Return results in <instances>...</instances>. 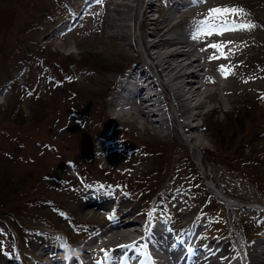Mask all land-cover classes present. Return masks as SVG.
Segmentation results:
<instances>
[{"label":"rangeland","instance_id":"1","mask_svg":"<svg viewBox=\"0 0 264 264\" xmlns=\"http://www.w3.org/2000/svg\"><path fill=\"white\" fill-rule=\"evenodd\" d=\"M69 1L75 2L0 0V227L10 231L8 235L0 234V264H3L6 253L16 252L17 245L21 254L25 252L34 231L48 233L66 229L63 211L84 220L77 205L72 206L69 197L64 195L63 188H56L59 183L54 184L58 174L64 173L66 178L70 174L76 175L78 165L88 169L78 179L90 178L112 188L125 187L122 189L128 190L132 196V206L127 211L140 222L149 219L154 195L165 187L167 176L171 178L174 174L178 175L179 186L191 185L195 205L204 201L207 193L211 195L207 186L209 178L203 176L206 172L230 198L240 200L252 195L263 201L264 181H249L251 177L245 176L241 166L228 168L227 156L235 158L250 153L241 147V142L246 139L239 138L240 132L247 118L245 108L235 109L236 97L224 92L218 94L224 104L222 110L217 108L215 97L206 103L202 110L205 114L191 123L199 127L193 132L198 134L196 141L188 139L191 131L186 132L178 126L174 127L173 135L165 136L163 132L150 128V123L143 117L134 121L138 115L134 112L135 107L130 116L124 118L127 124L112 120L111 102L119 77L132 61L146 62L140 39V8L135 0L98 3L96 8L81 15L75 32L58 40L53 34L58 24L71 15L65 11ZM151 1L154 9L160 11L158 14L155 11L148 13L149 20L157 18L160 21L164 16L172 15L163 0ZM226 4L241 7L244 13L248 12L264 23V0H206L197 6L196 11H188L187 16L198 14L205 17L208 9ZM77 7V2L72 4V8ZM178 19L182 25H174ZM149 20L144 28L147 32L164 25V22L153 25ZM184 20L178 13L166 23L174 25L173 30L179 33L187 28ZM120 33L127 36H116ZM215 41L211 44L217 43ZM129 42L135 46L134 52L124 48L123 44ZM191 47L196 49V54H202L206 46L202 41H194ZM259 51V57L254 60V50L250 52L252 60L248 62L252 61V67L256 64L264 67V44ZM207 87L213 89L214 85ZM191 105H195V101ZM193 111L199 110L194 106ZM96 114L101 119L99 127L102 130L114 123L121 127L124 135L110 133L98 139L102 132L98 133L95 125ZM178 132L185 135L180 136ZM86 140L89 145H82L85 148L80 149L82 147L78 146ZM194 142H200L201 147ZM113 146L119 149L118 157L113 158L110 151ZM224 146H227L225 150ZM93 155L97 158L94 159ZM71 161L75 164L70 165ZM255 167L264 170V164ZM168 194L167 201H172L184 214L181 215L183 220L187 219L192 206L183 200L180 192L171 190ZM162 197L165 193L158 195L157 200ZM214 200L215 197L211 204L220 212L224 225V214L228 212L223 203L216 200L219 206ZM60 203L63 207L58 215L54 208ZM230 215H227L223 232L240 240L244 231L240 218L249 217L235 216L233 212ZM236 218L239 219L237 222ZM91 221L96 226L100 216ZM246 224L251 237L246 239L247 243L256 242L254 223L249 220ZM221 225V222L217 223L216 228L220 229Z\"/></svg>","mask_w":264,"mask_h":264},{"label":"bare ground","instance_id":"2","mask_svg":"<svg viewBox=\"0 0 264 264\" xmlns=\"http://www.w3.org/2000/svg\"><path fill=\"white\" fill-rule=\"evenodd\" d=\"M135 1L140 8L139 12L142 16L141 25L139 27L141 32V47L148 61H146L147 63L143 61L139 65L134 66L129 73L130 77H135L137 79V81L134 80L131 90H128V93L132 96V100L130 99L131 102L136 100L139 105V116L136 114L137 116H135L133 120L137 121L140 117H143L145 121L150 123L151 128L156 127L159 132L162 133L164 131L167 135H173L174 127L178 126L186 132L191 131L192 134H188V139L196 141L198 138L196 135L198 134H193V132L199 127L193 126L191 123L196 118L200 119L201 115L205 114L202 110H204L206 103L210 102L213 100V97H215L218 103L217 108L222 110L224 104L221 97L219 99L218 94L224 92L231 97L234 95L236 97L235 109L242 110L241 107L245 108L244 115L247 118V123L242 127L239 138L242 141L246 139L245 146H247L248 149L249 143H252V145L256 141L262 143L260 150L255 156L246 155L242 157L244 163L255 165L257 160L264 158V105L261 104V102L264 101V67L257 64L252 67V61L250 63L248 61L251 59L250 52L252 50H254L252 56H255L253 60L260 55V46L264 44V23L251 16L248 12H245L244 15L241 16L229 17V19H235L237 22H251L255 27L251 29L245 28L226 31L222 34L214 33L211 36L208 35L210 42L217 39L218 42H215L223 45L220 51L225 53V56L209 60V56L214 54L219 56V52L216 49L206 46L202 54H196V49L191 47L193 39L191 40V34L189 32L181 30L179 33H175L173 30L175 24L169 25L166 23L170 20L168 16H164L160 21H158L157 18L149 20L148 13L154 10L152 1ZM172 6L174 10H176L177 6H181V4L173 3ZM225 6L230 5L226 4ZM173 8L170 10V13L173 12ZM148 20L150 21L149 23L153 25H156L157 22H164V25L147 32L144 28L147 26ZM125 35L121 33L116 34L118 37H125ZM123 45L125 49H129L131 52L136 50L131 42ZM160 48L164 49L161 50ZM214 50H216V52H214ZM207 64L209 65L206 66ZM221 65L226 66L228 70L227 75L219 70ZM227 77H230V79ZM117 82L121 83L120 81ZM210 85H214V88L208 89L207 86ZM153 87L160 88V97H162L161 102L158 98L154 97L155 95L152 91L150 92ZM144 95L146 96L145 99L142 98ZM128 101L127 98L126 104L131 103H128ZM193 101H195V105H191ZM162 104H164V107ZM194 106L199 110L196 113L193 111ZM125 111H120V115L129 116L131 113L129 107L127 111ZM150 114L157 116V122L155 121L153 123V121L150 120ZM99 119L98 114H96L95 125L98 128V133L104 131L99 127V121L101 122V119ZM111 129L117 134L123 132L118 126L111 125ZM183 132L178 133L180 136H184L185 134ZM194 143L199 146L201 145L200 142ZM241 144H244V142H241ZM82 145L87 147L89 141H83L78 147H82L80 149L85 148ZM225 147L227 146H224V150ZM118 150L117 147L113 146L111 150L112 155L116 156ZM225 152L227 153V151ZM84 155L88 156L87 153H84ZM227 157L228 160L235 161L234 157ZM93 158L96 159L97 157L93 155ZM48 163L51 164L50 161H48ZM244 170L249 175H254L257 172L255 169L244 168ZM258 174L264 176V171L259 169ZM74 178L75 179H71V177H69L68 180L61 181L63 184L61 188H66L63 191L64 195L69 197L71 205L78 203L79 206L77 209L81 212L83 217H95L97 213L89 205L92 204L94 207L98 208L97 203H89L88 197L82 196L83 189L86 188L88 184L90 185L92 181L86 178V184L79 185L81 183L79 181H83V179H78L79 176H74ZM248 180H252L253 182V177L248 178ZM59 181L58 179L55 182L57 183ZM212 184L217 188L213 181ZM80 188H82V194L76 198L75 192ZM219 193L223 192L219 191ZM127 216H129V214ZM127 216L122 218L120 223H106L104 228L99 227L90 230V238H87L77 244L75 248L69 250V259L71 258L76 262L77 258L75 259V253L84 257L90 256L89 244L99 243L100 246L115 249L114 253L116 254L122 250L118 248L117 244L130 243L128 245L131 246L133 242H135L136 246L146 245L152 246L153 249L157 248L163 250L167 255L165 263H170L173 249L175 250L176 248L173 247L172 249L170 247L168 238L163 236V233L158 230L156 225L154 226V224L148 221L141 223ZM129 224L132 225L128 226ZM165 233L168 234L169 232L167 231ZM35 246L38 250H43L45 241L41 240L36 243ZM133 249L134 248H132L131 251H133ZM125 250L127 249H124L122 252ZM241 253L244 256L245 254L247 255V262H249V264H264V252L261 251L258 243L254 242L246 248H241ZM130 257H132L130 254L127 255L123 264H129ZM57 261L58 260L49 261L46 264H55ZM81 261L84 262V260ZM81 261H78V264H82ZM203 263L204 261L201 259L200 264ZM231 264H236V262ZM237 264L243 263L240 261Z\"/></svg>","mask_w":264,"mask_h":264},{"label":"snow or ice","instance_id":"3","mask_svg":"<svg viewBox=\"0 0 264 264\" xmlns=\"http://www.w3.org/2000/svg\"><path fill=\"white\" fill-rule=\"evenodd\" d=\"M97 3H100L101 0H96ZM203 2V0H193V3ZM244 15V9L236 6H216L208 9L207 15L203 20L197 22L198 27L195 32L192 34V39H197L199 35H213L214 33L222 34L226 31H234L237 29H251L255 27L254 24L247 21L237 22L235 19H229V17H237ZM231 43V42H229ZM209 48L216 49L219 52V56L212 55L209 56V60L218 59L222 56H225L223 51H220L223 48V45L213 43L208 45ZM222 73L228 74L226 66L221 65L219 69ZM71 79V77H68ZM31 94V93H30ZM151 215V213H149ZM57 239H62L57 237ZM0 247H2V242H0ZM130 247L135 248V242L131 246L122 244L118 245L120 249H129ZM100 252L103 254L102 257L97 258L94 261V264H123L124 258L127 256L125 251L119 257H113L115 249H100Z\"/></svg>","mask_w":264,"mask_h":264}]
</instances>
